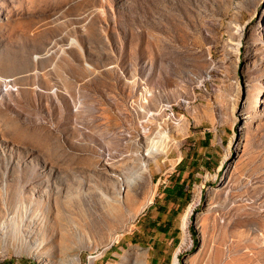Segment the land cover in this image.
<instances>
[{
  "label": "rangeland",
  "instance_id": "obj_1",
  "mask_svg": "<svg viewBox=\"0 0 264 264\" xmlns=\"http://www.w3.org/2000/svg\"><path fill=\"white\" fill-rule=\"evenodd\" d=\"M178 252L264 264V0H0V264Z\"/></svg>",
  "mask_w": 264,
  "mask_h": 264
},
{
  "label": "bare ground",
  "instance_id": "obj_2",
  "mask_svg": "<svg viewBox=\"0 0 264 264\" xmlns=\"http://www.w3.org/2000/svg\"><path fill=\"white\" fill-rule=\"evenodd\" d=\"M163 139L165 140V142L167 143H171V138L168 137L166 134H164ZM161 146L158 145L157 143H154L151 147H149L148 149V154H142L140 153V150L137 149L136 150V155H135V160H138L142 163L143 167L141 168L142 172H147L149 170V166L147 164V162L150 159H156L157 158V153L155 152L160 151ZM133 177V175H131ZM135 179H130L129 181H127L128 183L133 182ZM122 187V186H121ZM120 195V194H119ZM118 195V198L115 199V202L117 204H119L120 206L124 204V202H122L121 197ZM192 211H193V206L189 208L188 212L185 214L184 218H183V222H182V229H183V234H184V241H183V245H181V249L184 248V246L186 245V243H190L192 244L193 241L190 240L188 242V239L190 237V230H189V223H190V219H191V215H192ZM180 249V250H181ZM180 252V251H179ZM179 252L175 255V259H174V264H180V260H179Z\"/></svg>",
  "mask_w": 264,
  "mask_h": 264
},
{
  "label": "trees",
  "instance_id": "obj_3",
  "mask_svg": "<svg viewBox=\"0 0 264 264\" xmlns=\"http://www.w3.org/2000/svg\"><path fill=\"white\" fill-rule=\"evenodd\" d=\"M187 186L191 187V183H189L188 180L182 182L180 178H177L173 186L167 187L163 190L165 198L167 200L173 198H184L186 196L189 198V194L186 190ZM162 230L166 231V229L163 228Z\"/></svg>",
  "mask_w": 264,
  "mask_h": 264
}]
</instances>
